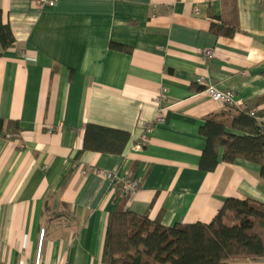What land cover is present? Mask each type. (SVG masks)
<instances>
[{
	"label": "crops",
	"instance_id": "1",
	"mask_svg": "<svg viewBox=\"0 0 264 264\" xmlns=\"http://www.w3.org/2000/svg\"><path fill=\"white\" fill-rule=\"evenodd\" d=\"M0 14L13 37L0 45V264H101L120 203L108 172L139 182L125 210L164 227L208 224L227 199L264 204L260 166L220 149L200 169V129L224 108L196 83L264 97V0H0ZM251 114L264 122V103ZM88 124L129 133L123 153L82 152Z\"/></svg>",
	"mask_w": 264,
	"mask_h": 264
},
{
	"label": "trees",
	"instance_id": "2",
	"mask_svg": "<svg viewBox=\"0 0 264 264\" xmlns=\"http://www.w3.org/2000/svg\"><path fill=\"white\" fill-rule=\"evenodd\" d=\"M231 36L233 30H217ZM10 28L3 25L0 14V45L11 47ZM264 103V97L242 107L226 106L217 115L204 119L200 135L206 146L200 158V169L211 172L222 160H237L260 166L264 179V122L251 110ZM10 123H0V130ZM240 135L227 133V130ZM129 133L88 124L85 126L82 152L119 156L125 150ZM115 196L118 207L107 220L101 264H227L232 261L264 259V204L252 200L227 199L208 224L195 223L164 227L147 215L125 210L129 197L119 186Z\"/></svg>",
	"mask_w": 264,
	"mask_h": 264
},
{
	"label": "built area",
	"instance_id": "3",
	"mask_svg": "<svg viewBox=\"0 0 264 264\" xmlns=\"http://www.w3.org/2000/svg\"><path fill=\"white\" fill-rule=\"evenodd\" d=\"M39 4L41 5H47L49 7H52L55 3V0H37ZM202 61L205 63H208L209 61L214 59V52L211 50H205L201 52ZM196 83L203 87L204 93L209 97V99L214 102L215 104H218L225 108L226 106H232V107H242L244 105L243 100H240L236 97V95L232 92L226 91L221 92L217 90L214 86L206 85V82L204 78H198L196 80ZM167 90L162 89L160 95H159V104L162 101L166 100ZM165 109H159L158 113L155 118L156 123H164L165 121ZM146 127V126H145ZM147 129V128H146ZM144 143L139 144L137 148H141ZM104 178L113 184L115 188L117 186L120 187L121 193L129 199H131L139 190V182L130 177H120L118 178L114 173L108 172L104 174ZM60 264H66V263H60Z\"/></svg>",
	"mask_w": 264,
	"mask_h": 264
}]
</instances>
